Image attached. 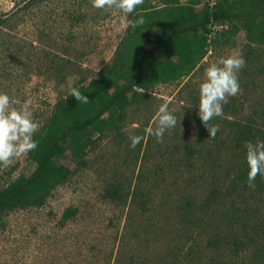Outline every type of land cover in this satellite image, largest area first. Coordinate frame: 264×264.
<instances>
[{
  "label": "rangeland",
  "instance_id": "374dc122",
  "mask_svg": "<svg viewBox=\"0 0 264 264\" xmlns=\"http://www.w3.org/2000/svg\"><path fill=\"white\" fill-rule=\"evenodd\" d=\"M165 1L144 0L142 7ZM216 1L199 0L195 9ZM122 17L91 0H0V91L16 108L29 103L40 125L34 136L70 84L100 78L111 90L100 72L112 66L127 34ZM236 54L246 61L240 91L209 121L218 127L209 137L197 116L199 83L209 64ZM136 89L128 104L103 114L115 119L121 109L120 122L85 133L93 142L79 160L67 151L57 158L67 178L43 205L0 214V264H264V177L250 187L244 159L247 141L264 140L256 132L264 130V45L249 41L243 28L217 36L188 75ZM165 99L177 123L158 142L145 129L156 126ZM234 123L257 136L235 144ZM130 135L145 141L130 148ZM33 168L29 153L0 167V187ZM112 186L117 197L109 195ZM66 208L74 213L63 219Z\"/></svg>",
  "mask_w": 264,
  "mask_h": 264
},
{
  "label": "trees",
  "instance_id": "16d2710c",
  "mask_svg": "<svg viewBox=\"0 0 264 264\" xmlns=\"http://www.w3.org/2000/svg\"><path fill=\"white\" fill-rule=\"evenodd\" d=\"M198 3L199 0H166L158 8L138 5L129 14L130 20L143 15L146 22L135 29L128 28L116 48L112 66L100 72L111 90L98 78L79 86L89 98L87 104L76 101L69 93L57 101L56 110L34 136L38 145L29 152L34 168L0 187V214L16 207L43 205L51 190L67 178L66 169L57 158L67 151L70 160H79L93 142L85 134L87 131L101 134L120 122L123 111L118 108L128 104V92L136 96L140 92L136 88L146 90L159 81H174L188 75L217 36L233 35L243 28L249 41L264 45V0H217L211 6L203 3L195 9ZM148 44L152 48L150 53L146 50ZM118 102L115 119L103 117ZM234 126L237 145L257 136L251 126ZM256 132L264 139L263 129ZM108 192L117 197V187L112 186ZM73 213L74 209L66 208L62 217L66 219Z\"/></svg>",
  "mask_w": 264,
  "mask_h": 264
},
{
  "label": "clouds",
  "instance_id": "9594fccd",
  "mask_svg": "<svg viewBox=\"0 0 264 264\" xmlns=\"http://www.w3.org/2000/svg\"><path fill=\"white\" fill-rule=\"evenodd\" d=\"M91 2L97 9L120 10L124 14L121 18V27L124 29H135L146 22L143 15L134 20L126 19L138 5L144 3V0H91ZM245 64L244 57L236 54L221 57L205 69L206 78L199 83L197 116L207 128L209 137L214 138L218 131V127L210 125L209 121L222 116L223 105L227 103L228 97L235 96L240 91L238 73ZM68 91L76 101L83 104L89 102L88 96L80 91L79 86L70 84ZM14 105V98L7 92L0 91V167L12 165L16 158L26 155L38 145L33 136L40 125L34 120L29 103L25 102L20 108ZM154 120L156 126L146 128L145 133L162 142L165 132L175 127L177 123V117L170 111L167 99L159 105ZM129 140V147L134 149L145 141V135H130ZM245 147L247 181L250 187H254L253 182L257 175L264 177V140L247 141Z\"/></svg>",
  "mask_w": 264,
  "mask_h": 264
},
{
  "label": "built area",
  "instance_id": "2783aa9c",
  "mask_svg": "<svg viewBox=\"0 0 264 264\" xmlns=\"http://www.w3.org/2000/svg\"><path fill=\"white\" fill-rule=\"evenodd\" d=\"M220 26H222V25H215L216 28H220ZM225 27H226V25H225Z\"/></svg>",
  "mask_w": 264,
  "mask_h": 264
}]
</instances>
